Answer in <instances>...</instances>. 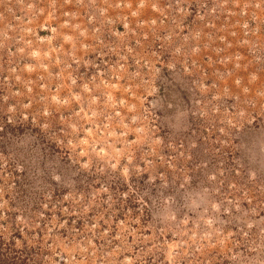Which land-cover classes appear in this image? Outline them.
Wrapping results in <instances>:
<instances>
[{
	"label": "rangeland",
	"instance_id": "rangeland-1",
	"mask_svg": "<svg viewBox=\"0 0 264 264\" xmlns=\"http://www.w3.org/2000/svg\"><path fill=\"white\" fill-rule=\"evenodd\" d=\"M0 264H264V0H0Z\"/></svg>",
	"mask_w": 264,
	"mask_h": 264
}]
</instances>
